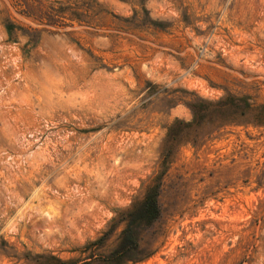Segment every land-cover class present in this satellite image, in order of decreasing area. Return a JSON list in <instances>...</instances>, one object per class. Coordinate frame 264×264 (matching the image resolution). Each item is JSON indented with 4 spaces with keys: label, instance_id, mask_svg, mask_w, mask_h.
Listing matches in <instances>:
<instances>
[{
    "label": "rangeland",
    "instance_id": "374dc122",
    "mask_svg": "<svg viewBox=\"0 0 264 264\" xmlns=\"http://www.w3.org/2000/svg\"><path fill=\"white\" fill-rule=\"evenodd\" d=\"M0 264H264V0H0Z\"/></svg>",
    "mask_w": 264,
    "mask_h": 264
},
{
    "label": "trees",
    "instance_id": "16d2710c",
    "mask_svg": "<svg viewBox=\"0 0 264 264\" xmlns=\"http://www.w3.org/2000/svg\"><path fill=\"white\" fill-rule=\"evenodd\" d=\"M229 102L231 115L244 116L250 109V104L247 102L245 97L237 98L234 96H227L222 100L211 102L205 100H197L196 102L190 103L189 108L192 113V121L185 123L181 120H175L174 123L168 128L166 139L164 140V149L162 154L166 159L172 151V146L181 142L184 138L180 129L183 127H190L195 125L200 127L205 117L213 112V109L218 105ZM209 123H213L209 121ZM156 192L157 186L150 187L147 189L142 200L134 202L128 209L120 213V218L126 221V227L122 231V237L118 248L112 252L110 258L120 261L122 259H129L128 254L131 250H135L138 247L135 239L134 229L139 223H150L158 216V208L156 203ZM102 241V239H100ZM119 263V262H117Z\"/></svg>",
    "mask_w": 264,
    "mask_h": 264
}]
</instances>
